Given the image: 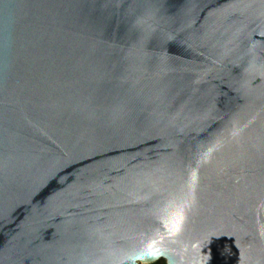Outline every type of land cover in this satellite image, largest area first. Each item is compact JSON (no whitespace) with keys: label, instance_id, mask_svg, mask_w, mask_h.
Returning <instances> with one entry per match:
<instances>
[{"label":"water","instance_id":"95a60500","mask_svg":"<svg viewBox=\"0 0 264 264\" xmlns=\"http://www.w3.org/2000/svg\"><path fill=\"white\" fill-rule=\"evenodd\" d=\"M264 264V0H0V264Z\"/></svg>","mask_w":264,"mask_h":264},{"label":"trees","instance_id":"16d2710c","mask_svg":"<svg viewBox=\"0 0 264 264\" xmlns=\"http://www.w3.org/2000/svg\"><path fill=\"white\" fill-rule=\"evenodd\" d=\"M152 264H165V261H164V259H159V260L153 262Z\"/></svg>","mask_w":264,"mask_h":264},{"label":"rangeland","instance_id":"374dc122","mask_svg":"<svg viewBox=\"0 0 264 264\" xmlns=\"http://www.w3.org/2000/svg\"><path fill=\"white\" fill-rule=\"evenodd\" d=\"M147 264H152V263H147Z\"/></svg>","mask_w":264,"mask_h":264}]
</instances>
